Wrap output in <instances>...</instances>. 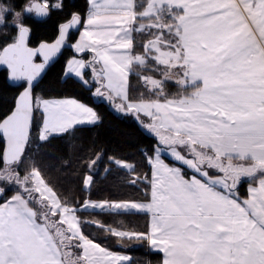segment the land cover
<instances>
[{"label":"snow or ice","instance_id":"snow-or-ice-1","mask_svg":"<svg viewBox=\"0 0 264 264\" xmlns=\"http://www.w3.org/2000/svg\"><path fill=\"white\" fill-rule=\"evenodd\" d=\"M88 2L86 20L73 13L53 43L36 48L28 46L24 14L47 17L62 2L29 0L23 12L14 13L0 4V27H7L12 15L15 31L0 51V65H6L10 80L24 82L14 108L0 120V197H6L0 202V264L130 262L85 234L84 226L93 224L120 239L147 241L163 253L162 264H264V0ZM81 23L84 30L69 47L92 56L69 59L66 75L87 86L84 70L90 69L98 85L93 95L117 112L135 115L156 138L154 157H148L151 178L135 175L128 181L150 186L146 203L84 200L73 205L28 155L37 115L41 144L77 124L99 120L91 107L74 99L34 95L35 82L67 44L69 30ZM137 35L143 37L140 45ZM133 73L154 98L143 93L138 100L129 98ZM172 81L180 92L170 96L166 86ZM162 153L172 162L166 163ZM109 162L135 172L121 159L109 157ZM96 163L90 160L89 169ZM244 178L258 183L241 197ZM92 182L89 173L85 189ZM88 209L145 212L148 231L82 220L78 213Z\"/></svg>","mask_w":264,"mask_h":264},{"label":"trees","instance_id":"trees-1","mask_svg":"<svg viewBox=\"0 0 264 264\" xmlns=\"http://www.w3.org/2000/svg\"><path fill=\"white\" fill-rule=\"evenodd\" d=\"M27 1L29 0H0V4L11 8L14 13L21 11ZM57 2H62L63 7L52 9L50 15L44 20H36L24 15L23 22L30 28L28 45L37 46L41 42L53 41L58 35L60 24L68 21L73 13L79 14L83 20L88 10V0H48L50 4ZM12 21L13 16L8 15V26L0 27V51L12 42L15 35L11 26ZM77 32L78 30L71 31L68 41L73 42ZM142 40V36H136L137 45H140ZM139 50L137 48V51ZM75 55L89 60L91 54L88 52L77 54L72 49L65 48L36 83L34 95L43 98H75L89 105L98 114L99 120L94 124L76 125L69 133L51 137L48 142L41 144L37 139L41 120L37 115L31 128L32 140L27 149L28 155L36 160L45 179L61 195V198L67 199L78 207L85 199L148 200L150 195L145 191L148 189L150 192L148 184L138 183L134 186L128 181L135 175L147 174L149 179L151 178L148 157L154 153L156 138L142 127L135 115L117 112L110 102L95 99L93 91L96 82L85 86L75 77L64 74L67 59ZM84 72L89 79L91 70L86 69ZM143 74L154 75L150 71H145ZM22 83L17 85L9 83L7 69L0 68V120L13 109L15 100L22 90L20 87ZM130 84L129 97L131 99L138 100L142 93L145 99L154 98L148 94L147 86L138 79L135 73L130 76ZM166 91L172 96L178 94L180 89L175 82H169ZM109 157L130 162L135 166V172L122 170L110 164ZM164 159L168 163L172 162L167 157ZM90 160H97L91 170L88 167ZM89 173L93 176V182L89 190H86L83 187V179ZM250 181L251 179L241 181L239 193L242 196L246 194ZM5 198L1 197L0 202ZM78 215L82 220L100 221L106 226L122 230L142 232L148 230V215L142 212L115 214L108 211L84 210ZM83 230L89 238L102 246L114 251L129 253L131 260L128 264H152L161 261V253L150 250L147 241L120 239L102 231L94 224L85 225Z\"/></svg>","mask_w":264,"mask_h":264},{"label":"crops","instance_id":"crops-1","mask_svg":"<svg viewBox=\"0 0 264 264\" xmlns=\"http://www.w3.org/2000/svg\"><path fill=\"white\" fill-rule=\"evenodd\" d=\"M89 11H90V5H89V2H88V10H87V12H86V15H85V17H84V19L83 20H86L87 19V17H88V14H89ZM82 20V21H83ZM84 30V25H83V23H81L80 24V26H79V28H78V32H77V35H76V38H75V40L72 42L73 44L79 39V36H80V32L81 31H83ZM91 54V53H90ZM91 56H92V54L90 55V58H91ZM72 57H74V56H72ZM72 57H70V58H68L67 59V61H66V64H65V69H64V74L66 75V68H67V62H68V60L69 59H71ZM75 57L76 58H81L80 56H77V55H75ZM144 75H147V74H144ZM67 76V75H66ZM69 76H73V77H75L74 75H69ZM76 78V77H75ZM76 79H78V78H76ZM79 80V79H78ZM89 84L87 85V86H90V84H91V82H95V80L93 79V77H92V73H91V76L89 77ZM172 82H174V81H172ZM98 87V85L96 84V86L94 87V91H93V94H94V92H95V89ZM94 96V95H93ZM94 98L95 99H102V100H106V99H103V98H100V97H97V96H94ZM130 98V97H129ZM44 99H55V100H76L77 102H79V103H83V102H81V101H79V100H77V99H75V98H72V97H66V98H44ZM131 99V98H130ZM131 100H133V99H131ZM107 101V100H106ZM133 101H135V100H133ZM109 102V101H108ZM84 105H86L87 107H90L89 105H87V104H85V103H83ZM111 106H112V104H111ZM141 119L142 120H144L145 122H150L149 121V118L148 117H146V116H143V114H141ZM83 124H88V123H83ZM77 125H82V124H77ZM76 126V125H75ZM153 157H154V153H153V155H152ZM161 157L164 159V157H167V158H169V159H171L167 154H165V153H162L161 154ZM122 161H124V160H122ZM125 162H127V161H125ZM165 162L166 163H168L166 160H165ZM127 163H129V164H131L130 162H127ZM86 175H88V174H86ZM85 175V176H86ZM244 179H249V178H244ZM254 183H258V180L257 181H253V180H251L250 181V183H248V185H247V188H246V194L245 195H241L240 193H239V195L241 196V197H246L247 196V194H248V187H249V185L250 184H254ZM83 187H84V189H85V186H84V184H83ZM86 190H89V188L88 189H86ZM150 199V198H149ZM148 199V200H149ZM85 200H90V201H92V202H104V201H109V202H141V203H146V202H148V200H94V199H85ZM84 202V201H83ZM83 202H82V204H83ZM81 204V205H82ZM88 210H92V209H88ZM94 211H100L99 209H96V210H94ZM133 212H135V211H133ZM142 213H145V212H142ZM147 214V213H146ZM148 215V222H149V219H150V216H149V214H147ZM119 230H122V229H119ZM125 231H128V230H125ZM148 231V230H147ZM146 231V232H147ZM136 232H142V231H136ZM148 244V243H147ZM148 248L150 249V250H152V251H157V250H153V249H151L150 248V246L148 245ZM114 252H117V253H124V254H126V255H128L129 257H130V260H131V255L129 254V253H127V252H125V251H114ZM159 252V251H158ZM162 261H163V253H161V261L159 262V263H152V264H162ZM129 262H125V264H128Z\"/></svg>","mask_w":264,"mask_h":264},{"label":"water","instance_id":"water-1","mask_svg":"<svg viewBox=\"0 0 264 264\" xmlns=\"http://www.w3.org/2000/svg\"><path fill=\"white\" fill-rule=\"evenodd\" d=\"M42 2V1H41ZM28 3H29V1H27L24 5H23V7H22V10H21V12H23V9L25 8V6L26 5H28ZM24 15H28V14H24ZM29 16H31V17H33L34 19H36V20H44L45 18H47V17H36L34 14L33 15H29ZM70 20V19H69ZM68 20V21H69ZM68 21H66V22H68ZM65 23V22H64ZM63 24V23H62ZM61 25V24H60ZM79 26H80V24L79 25H77V28H75V29H70L69 30V33L71 32V31H76V30H78V28H79ZM58 34H59V32H58ZM57 37H58V35L56 36V38L53 40V41H51V42H47V43H53L56 39H57ZM9 44V43H8ZM40 44V43H39ZM39 44L37 45V46H30V45H28L29 47H32V48H36V47H38L39 46ZM71 44H73L72 42H70V41H68V38H67V44L62 48V50H61V52L65 49V48H70V49H72L71 47H69V45H71ZM5 46H7V45H5ZM4 46V47H5ZM3 49V48H2ZM73 50V49H72ZM2 51V50H1ZM74 51V50H73ZM61 53H59L58 55H57V57H55L54 58V60L53 61H55L57 58H58V56L60 55ZM39 60H35V62L36 63H41L42 62V57H37ZM36 58V59H37ZM53 61H51L50 63H49V65L53 62ZM49 65H47L46 66V68H45V71H46V69H47V67L49 66ZM0 68H6L7 69V67H6V65H0ZM45 71L41 74V77H39L38 78V80L35 82V83H38L39 82V80L42 78V76H43V74L45 73ZM7 80H8V82L9 83H11V84H14V85H17V84H20V83H22L23 81H12V80H10L9 79V74H8V71H7ZM23 90V89H22ZM21 90V91H22ZM20 91V92H21ZM20 94V93H19ZM19 94H18V96H19ZM17 96V97H18ZM15 106V105H14ZM14 108V107H13ZM1 198V197H0Z\"/></svg>","mask_w":264,"mask_h":264},{"label":"rangeland","instance_id":"rangeland-1","mask_svg":"<svg viewBox=\"0 0 264 264\" xmlns=\"http://www.w3.org/2000/svg\"><path fill=\"white\" fill-rule=\"evenodd\" d=\"M16 12V11H15ZM21 12V11H20ZM165 154H167V153H165ZM2 202V201H1ZM102 246V245H101ZM104 247V246H103ZM106 248V247H105ZM108 249V248H107ZM108 250H110V251H112V252H114V250H111V249H108ZM114 253H117V252H114ZM117 254H120V255H126V254H124V253H117ZM128 256V255H127Z\"/></svg>","mask_w":264,"mask_h":264},{"label":"built area","instance_id":"built-area-1","mask_svg":"<svg viewBox=\"0 0 264 264\" xmlns=\"http://www.w3.org/2000/svg\"><path fill=\"white\" fill-rule=\"evenodd\" d=\"M57 135H54L53 137H56Z\"/></svg>","mask_w":264,"mask_h":264},{"label":"flooded vegetation","instance_id":"flooded-vegetation-1","mask_svg":"<svg viewBox=\"0 0 264 264\" xmlns=\"http://www.w3.org/2000/svg\"><path fill=\"white\" fill-rule=\"evenodd\" d=\"M29 16V15H28ZM31 17V16H30Z\"/></svg>","mask_w":264,"mask_h":264}]
</instances>
